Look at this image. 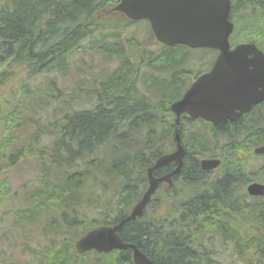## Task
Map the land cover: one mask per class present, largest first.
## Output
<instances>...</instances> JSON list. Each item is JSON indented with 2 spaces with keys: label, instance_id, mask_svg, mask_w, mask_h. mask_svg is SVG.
Instances as JSON below:
<instances>
[{
  "label": "trees",
  "instance_id": "1",
  "mask_svg": "<svg viewBox=\"0 0 264 264\" xmlns=\"http://www.w3.org/2000/svg\"><path fill=\"white\" fill-rule=\"evenodd\" d=\"M115 3L116 0H0V60L12 58L33 74L63 73L69 54L89 39L91 47L96 46L107 61L116 62L99 80L91 107L75 108L37 126L20 144H15L20 138L15 130L20 127L21 111L13 108L1 125L3 165L28 162L37 169L38 176L43 174L33 188L25 190L23 186L14 192L8 178H1L0 202L8 203L0 206L7 208L14 226L39 223L52 210L51 220L43 226L47 232L68 236L66 244L56 245L64 244L67 249L62 254L75 264L77 256L70 250L76 234L98 224L113 225L126 216L145 188L146 167L158 155L175 149V121L169 104L181 97L196 73L204 71L206 59L212 55L207 48L158 44L150 49L137 37L122 38L130 26L141 24L149 31V25L114 11ZM259 31L264 35V25ZM146 72L156 81L149 79L145 86L142 80ZM263 115L242 124L237 119L233 127L225 126L220 131L181 115L178 132L186 151L184 166L176 178L181 177L195 189L201 185V191L169 205L163 217L149 214L148 209L157 200L152 199L140 218L122 225V240L135 244L154 264H218L217 258L224 251H210L207 246L216 236L223 245H231L233 251L229 254L233 252L243 264H264V198L247 201L240 190L256 175L245 172L243 163L252 154V147L264 142ZM221 132L228 135L223 145L216 137ZM208 154L221 157L223 175L206 185L199 158ZM49 174L52 175L46 176ZM257 178L264 179V165ZM91 180L103 191H111V196L98 207L99 217L86 218L75 209ZM19 194L25 205L16 203ZM70 196L75 203L66 208L60 200ZM32 216L35 218L30 220ZM56 216L61 217L62 225L52 220ZM69 230L73 232L70 236L66 233ZM131 253V249L95 253V260L90 262L83 255L80 264H133ZM62 254L58 251L51 256L52 263L58 262Z\"/></svg>",
  "mask_w": 264,
  "mask_h": 264
},
{
  "label": "rangeland",
  "instance_id": "2",
  "mask_svg": "<svg viewBox=\"0 0 264 264\" xmlns=\"http://www.w3.org/2000/svg\"><path fill=\"white\" fill-rule=\"evenodd\" d=\"M131 36L137 37L149 48H155V44L147 35L144 25L130 26L126 32L121 34L122 38ZM115 63L107 61L104 54L96 46L91 47L89 39L83 40L81 48L69 54L67 70L63 73L42 71L33 74L26 66L24 67L23 64L13 61L12 58H3L0 60V130L6 113L13 108H17L21 111L18 118L20 127H17L15 132L19 134L20 138L15 141V144H20L26 141L30 133L36 131L37 126L53 121L60 117L62 113L75 108L91 107L96 101L92 95L99 84V80L104 77L105 70L112 69ZM143 79L144 81L141 79L142 84L145 82L146 86L147 80L151 79L150 81L153 82L155 78L146 72ZM216 137L219 138L220 145H223L228 139V135L224 132L216 133ZM43 141L45 142L46 139H43ZM226 158L229 162H232L228 156ZM263 165L264 157H252L245 162L244 170L247 173H255ZM37 173V169L28 162H18L14 166L5 167L0 157V179L3 177L8 178L12 192L23 186L25 190L33 188L37 183V177L43 174L39 173L38 176ZM222 174V168L204 173L203 177H205L206 185L213 183L217 178L219 179ZM113 182H117V179ZM197 188L187 187L184 180L180 178L178 188L175 191L170 192L168 195L161 191L158 192L155 196L157 200L153 208L148 209L149 214H157L158 217H163L169 212V205L179 200L189 199L191 195L201 191V185H198ZM109 196H111V191H103L100 185L94 184L91 180L75 211L84 214L86 218L99 217L98 207L103 205ZM16 203L25 205V201L20 194L16 198ZM60 203L64 207L70 208L75 203V199L73 196L66 197L60 200ZM6 209V207L0 206V264H53L51 256L53 258L58 251L61 254L66 251L67 248L65 249L64 244L67 243L68 236L54 231L47 232L45 226H43L45 222L51 220L52 210L39 223L36 221L35 224L14 226L11 224V216ZM54 214L56 213L54 212ZM35 216H32L30 220H33ZM52 220L62 225L61 217L56 216ZM66 233L70 236L73 232L69 230ZM76 235L78 236V234ZM56 243L64 244L57 246ZM207 246L210 251H224L217 258L219 259L218 264H242L233 252L229 254V251H233L231 245H223L222 241L216 236L211 242L207 243ZM45 248L51 249V251H45ZM71 251L72 249L70 253ZM62 255L58 258V262L54 260L55 264H75L73 259L70 261V257H66L65 254ZM85 257L88 262L93 261L91 255ZM80 259L81 257L77 259V264L83 262V259ZM120 259L123 262L126 261L123 256Z\"/></svg>",
  "mask_w": 264,
  "mask_h": 264
},
{
  "label": "water",
  "instance_id": "3",
  "mask_svg": "<svg viewBox=\"0 0 264 264\" xmlns=\"http://www.w3.org/2000/svg\"><path fill=\"white\" fill-rule=\"evenodd\" d=\"M229 0H118L113 10L128 19H146L156 40L163 45H187L190 48L210 47L218 50L211 69L198 75L181 98L169 108L179 125L181 114L209 121L221 129L228 120L246 113L250 106L264 99V56L253 44L230 48L228 36L232 23L228 20ZM249 53L253 60L247 59ZM249 66H254L248 69ZM257 66V67H255ZM177 148L157 157L147 167V187L131 207L129 213L113 225L100 224L74 241L77 253L88 250L108 252L113 249H132L134 264H154L135 244L125 242L119 230L126 221L140 217L151 196L161 182L173 186L172 178L183 166L184 148L175 132ZM255 154H264V144L254 147ZM170 163L174 169L162 176L153 172ZM220 163L216 158L200 160L202 170H212ZM246 191L250 195L264 194V183L251 182Z\"/></svg>",
  "mask_w": 264,
  "mask_h": 264
},
{
  "label": "flooded vegetation",
  "instance_id": "4",
  "mask_svg": "<svg viewBox=\"0 0 264 264\" xmlns=\"http://www.w3.org/2000/svg\"><path fill=\"white\" fill-rule=\"evenodd\" d=\"M229 2V20L233 24L232 32L229 35L231 48L240 44H253L264 55V35L259 31V27L264 25V0H229ZM212 51H214L215 55L207 57L206 60H208L209 65L206 70L212 67L214 59L218 54L217 50L213 49ZM246 58L253 60V54L249 53ZM252 68L254 66L248 67V69ZM260 113H264V99L251 105L246 113L234 120H229L225 126L233 127L232 122L237 119L240 120V124L245 120L248 123L252 118L259 117ZM196 120L203 122L206 126H211L210 123L201 119Z\"/></svg>",
  "mask_w": 264,
  "mask_h": 264
},
{
  "label": "bare ground",
  "instance_id": "5",
  "mask_svg": "<svg viewBox=\"0 0 264 264\" xmlns=\"http://www.w3.org/2000/svg\"><path fill=\"white\" fill-rule=\"evenodd\" d=\"M176 130H177V126H175V128H174V133L176 132ZM175 136H173V142L175 143V148H177V144H176V141H175ZM179 142H180V144H181V137H180V134H179ZM182 145V147H184V150H185V146L183 145V144H181ZM186 151V150H185ZM184 156H185V154L183 155V157H182V160H184ZM223 175V174H222ZM129 243H131V242H129Z\"/></svg>",
  "mask_w": 264,
  "mask_h": 264
}]
</instances>
